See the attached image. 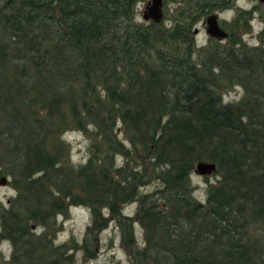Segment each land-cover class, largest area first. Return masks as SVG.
<instances>
[{"label":"trees","instance_id":"16d2710c","mask_svg":"<svg viewBox=\"0 0 264 264\" xmlns=\"http://www.w3.org/2000/svg\"><path fill=\"white\" fill-rule=\"evenodd\" d=\"M138 1L0 0V176L20 182L13 226L0 235L12 247L6 264H72L50 231L65 199H81L65 190L66 178L79 180L93 215L84 248L106 221L96 222L95 198L131 264H264V54L238 41H211L202 52L196 15L179 10L168 27L137 24ZM244 67L248 88L260 85L223 102L219 80ZM89 126L91 155L74 174L60 135ZM116 154L128 170L114 167ZM197 161L215 164L203 202L189 179ZM153 181L159 187L138 189ZM128 202L132 216L120 212ZM28 224L42 227L30 245Z\"/></svg>","mask_w":264,"mask_h":264},{"label":"rangeland","instance_id":"374dc122","mask_svg":"<svg viewBox=\"0 0 264 264\" xmlns=\"http://www.w3.org/2000/svg\"><path fill=\"white\" fill-rule=\"evenodd\" d=\"M147 1L140 0L136 4L134 22L137 24L146 22L141 18V14L143 6ZM223 4L224 0H162L163 18L160 24L163 27H168L177 17L179 10L189 11L192 15H196L192 25V36L195 48H202V52H204L212 42L224 46L232 44V41H238L243 45L241 51L250 52L249 49H253L255 53L262 52L264 54V6L258 0H233L226 8H224ZM200 7L206 8L205 12L195 13ZM212 13L217 15L219 22L224 20V30L229 35L226 39H212L205 33L204 19ZM244 68H239L232 75L225 73L224 78L219 80V93L223 102L236 104L246 96L247 89L251 90V88L257 87L260 83L261 86H264L263 75L261 76L260 83H257V85L251 84L248 88L246 79L252 75L247 71L246 67ZM253 73L255 75V72ZM252 81L249 80L250 83H253ZM91 137L92 132L90 126L87 127L85 132L75 130L72 127L67 128L60 135V140L66 145V151L64 148L62 153L63 155L67 153L68 168L74 174L77 172L78 167L83 165L91 155ZM117 137L120 140H124L121 132L117 133ZM124 142L128 146V143L126 141ZM130 153L133 154L132 151ZM135 156L136 154L134 153L133 157L135 158ZM125 161L126 159L123 155L116 154L114 156V167H123L128 170L130 164H125ZM193 169L194 164L189 176L193 188V195L203 202L207 187L216 181V177L213 172L205 176L198 175ZM4 177L6 181L4 184H0V215L3 211L4 216L3 219L0 216V235L5 234L2 230H7L6 225L13 226L8 211L10 209L11 212L17 210V202L14 201L18 192L16 184L20 186V182L18 183L17 181H14V185L10 176ZM159 185V182L153 181L142 187L140 186L138 189L144 193L152 191L154 188L159 187ZM64 186L65 190L70 189L69 192L72 196L80 195L79 197L81 199H76V203L74 201L70 203L69 200L65 199V212L58 213L51 218L50 223L54 221L52 230L50 227L53 238L52 244H67L70 249L68 253L71 255L72 264H131L120 242L118 226L114 220L108 218L109 213L107 208L98 205L96 202L97 199L95 198L93 202L99 207V215L96 218V222H100V217L106 218L107 222L105 221L95 237H92L86 242L84 248L83 238L85 230L91 224L93 215L90 212L87 201L83 199L81 192L78 190L79 180H76L75 184L71 186L66 178ZM77 200H81V203H77ZM135 207L136 204L134 202L125 203L120 207V212L122 215L132 216ZM2 221L5 222V227L3 226V228ZM28 225L29 227L25 228V238L30 245L35 241L36 237L42 235V227L40 225L36 227H33L31 224ZM132 227L135 240L140 243L142 236L141 228L138 223H133ZM29 237H33V240L29 241ZM140 244L142 245V242ZM11 250V243L8 239L4 238L0 240V264L7 263ZM22 250H28L27 246L15 252L16 256H19V261H22L20 256ZM40 252L37 251L38 254L45 253L44 251Z\"/></svg>","mask_w":264,"mask_h":264},{"label":"water","instance_id":"95a60500","mask_svg":"<svg viewBox=\"0 0 264 264\" xmlns=\"http://www.w3.org/2000/svg\"><path fill=\"white\" fill-rule=\"evenodd\" d=\"M264 5V0H258ZM141 18L144 21H151L153 23L161 22L163 18L162 0H148L142 10ZM205 33L212 38L221 40L226 38L227 33L219 26L217 15L212 13L205 17ZM193 171L201 176L209 175L215 171V164L211 161H197L194 163ZM6 178L0 176V184H4Z\"/></svg>","mask_w":264,"mask_h":264},{"label":"flooded vegetation","instance_id":"af4514ba","mask_svg":"<svg viewBox=\"0 0 264 264\" xmlns=\"http://www.w3.org/2000/svg\"><path fill=\"white\" fill-rule=\"evenodd\" d=\"M264 6V5H263ZM217 21H218V24H219V26L224 30V20H222V21H220L219 22V20H218V18H217ZM204 25H205V23H204ZM225 31V30H224ZM226 32V31H225ZM227 33V32H226ZM229 35H228V33H227V36H226V38L228 37ZM210 38H212V37H210ZM226 38H224V39H226ZM213 39V38H212Z\"/></svg>","mask_w":264,"mask_h":264}]
</instances>
